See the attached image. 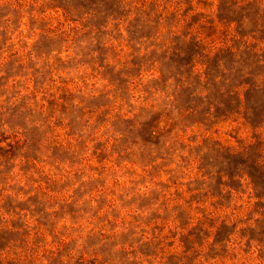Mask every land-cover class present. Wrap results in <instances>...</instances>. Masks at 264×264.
<instances>
[{
	"label": "rangeland",
	"instance_id": "obj_1",
	"mask_svg": "<svg viewBox=\"0 0 264 264\" xmlns=\"http://www.w3.org/2000/svg\"><path fill=\"white\" fill-rule=\"evenodd\" d=\"M0 264H264V0H0Z\"/></svg>",
	"mask_w": 264,
	"mask_h": 264
}]
</instances>
